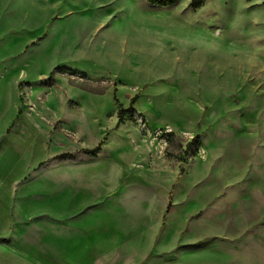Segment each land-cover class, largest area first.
I'll return each instance as SVG.
<instances>
[{
    "label": "rangeland",
    "instance_id": "1",
    "mask_svg": "<svg viewBox=\"0 0 264 264\" xmlns=\"http://www.w3.org/2000/svg\"><path fill=\"white\" fill-rule=\"evenodd\" d=\"M190 2L0 0L4 113L20 85L24 121L52 126L50 151L94 159L82 173L97 207L152 195L174 205V226L193 215L182 240L220 233L179 264H264V0ZM120 108L133 120L117 125ZM30 246L16 239L0 264H59Z\"/></svg>",
    "mask_w": 264,
    "mask_h": 264
},
{
    "label": "crops",
    "instance_id": "2",
    "mask_svg": "<svg viewBox=\"0 0 264 264\" xmlns=\"http://www.w3.org/2000/svg\"><path fill=\"white\" fill-rule=\"evenodd\" d=\"M2 86L0 82V251L22 239L31 246L43 245L48 263L179 264L195 258L190 246L219 238L218 231L208 228L201 236L182 240L179 235L186 234L193 215L183 213L174 226V205L157 208L152 195L148 206L97 207L93 198L98 199V185L84 180L82 173V162L94 159L78 151L63 157L66 152L58 153L59 146L50 151L52 126L24 121L20 85L14 88L15 107L4 113ZM161 149L164 157L177 158ZM118 180L113 175L109 181L115 185ZM172 180L166 178V190ZM84 188L92 195L84 196ZM115 189L108 191L106 185L104 192L111 196ZM30 250L35 252L34 247Z\"/></svg>",
    "mask_w": 264,
    "mask_h": 264
},
{
    "label": "trees",
    "instance_id": "3",
    "mask_svg": "<svg viewBox=\"0 0 264 264\" xmlns=\"http://www.w3.org/2000/svg\"><path fill=\"white\" fill-rule=\"evenodd\" d=\"M148 2L149 5L151 6H157V7H166V6H171L176 4L179 0H146ZM250 1V0H248ZM204 0H191V2L189 3V6H191L192 8H198L199 6H201L203 4ZM135 97H133V99L131 100V103H133L135 101ZM126 111V109L124 108H120L118 110L117 113V117H118V121H117V125L121 122H123L126 119H131L133 120V117L131 116H125L123 113ZM199 141V136H194L189 142L186 143V148H192L193 146H195L197 144V142ZM102 144V141L99 142V144L93 148V149H84L81 150V152L85 153V154H92V155H96V153L100 150V146ZM61 156L65 157V156H71L70 153H64ZM179 160H183L182 157L178 158ZM169 208H167L168 210Z\"/></svg>",
    "mask_w": 264,
    "mask_h": 264
}]
</instances>
